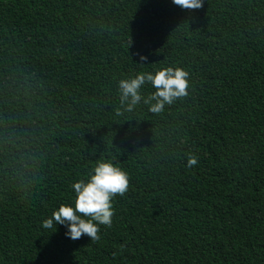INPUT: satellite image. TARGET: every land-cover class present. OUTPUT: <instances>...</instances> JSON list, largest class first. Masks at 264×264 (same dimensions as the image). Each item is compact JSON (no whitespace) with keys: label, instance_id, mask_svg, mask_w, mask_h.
I'll return each mask as SVG.
<instances>
[{"label":"trees","instance_id":"1","mask_svg":"<svg viewBox=\"0 0 264 264\" xmlns=\"http://www.w3.org/2000/svg\"><path fill=\"white\" fill-rule=\"evenodd\" d=\"M164 67L188 95L125 110ZM100 160L130 177L112 227L43 229ZM0 264H264V0H0Z\"/></svg>","mask_w":264,"mask_h":264},{"label":"clouds","instance_id":"2","mask_svg":"<svg viewBox=\"0 0 264 264\" xmlns=\"http://www.w3.org/2000/svg\"><path fill=\"white\" fill-rule=\"evenodd\" d=\"M183 10H197L203 6V0H172ZM141 60L146 57L141 56ZM150 83L155 89L149 96L141 94V88ZM188 72L180 67H164L155 73H138L134 77L121 79L118 83L119 99L122 107L132 111L139 103L149 105V111L160 113L166 104L188 95ZM198 157L187 154V166L197 164ZM129 173L114 163L100 160L88 173L87 179H79L71 187L75 199L72 204L62 203L58 210L42 222L43 229H52L61 225L67 228L66 237L75 241L87 236L90 242L101 240L100 226L112 227L115 214L112 201L129 190ZM124 246L120 245L121 252ZM117 253H113L116 256Z\"/></svg>","mask_w":264,"mask_h":264}]
</instances>
